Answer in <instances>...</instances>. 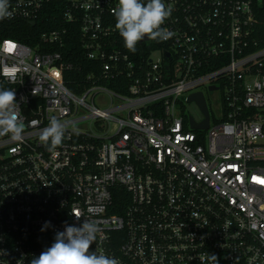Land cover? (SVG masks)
Wrapping results in <instances>:
<instances>
[{
    "label": "built area",
    "instance_id": "obj_1",
    "mask_svg": "<svg viewBox=\"0 0 264 264\" xmlns=\"http://www.w3.org/2000/svg\"><path fill=\"white\" fill-rule=\"evenodd\" d=\"M165 3L173 35L134 60L114 37L118 0H9L0 24L60 5L92 66L83 75L52 51L66 29L33 46L0 40V88L15 90L25 124L19 141L0 133V264H30L84 218L99 227L90 249L118 264H264V0ZM194 93L206 129L189 123L205 119L186 112ZM52 117L65 137L50 152L39 137Z\"/></svg>",
    "mask_w": 264,
    "mask_h": 264
},
{
    "label": "clouds",
    "instance_id": "obj_2",
    "mask_svg": "<svg viewBox=\"0 0 264 264\" xmlns=\"http://www.w3.org/2000/svg\"><path fill=\"white\" fill-rule=\"evenodd\" d=\"M171 13L172 9L165 0H118L114 9L115 27L124 46L135 52L140 41H166L173 35L163 27ZM10 16L9 0H0V20ZM24 130L15 90L0 88V133L9 134L12 139L19 141ZM64 137V125L52 117L39 139L51 152L62 144ZM52 227L51 221H45L40 230L44 232ZM98 232L97 223L87 218L79 224L65 222L64 229L55 232L52 244L39 256H33L30 264H118L115 257L90 249L97 240Z\"/></svg>",
    "mask_w": 264,
    "mask_h": 264
},
{
    "label": "trees",
    "instance_id": "obj_3",
    "mask_svg": "<svg viewBox=\"0 0 264 264\" xmlns=\"http://www.w3.org/2000/svg\"><path fill=\"white\" fill-rule=\"evenodd\" d=\"M60 5H48L42 11L39 19L36 21L34 26L29 25L27 22H11L0 24V40L2 39H15L25 45L33 46L36 40L42 32H47L51 30L66 29V47L61 49L53 48L52 51H59L64 53V56L76 65H81L83 69V75H86L89 71L88 69L92 66L89 61H86L82 52L77 44L78 41V25L66 24L61 21L60 15ZM264 12V11H263ZM113 20L116 22V18ZM261 31L264 33V13L260 20ZM117 44V48L121 49L127 54H130L134 60L139 59L141 55H145L148 52L147 46L142 44L136 46V51H129L124 46V41L120 36L119 32L114 36ZM114 90H118L111 83H105ZM70 89H73L70 87ZM112 213L120 215L125 208V200L122 196L114 197Z\"/></svg>",
    "mask_w": 264,
    "mask_h": 264
},
{
    "label": "water",
    "instance_id": "obj_4",
    "mask_svg": "<svg viewBox=\"0 0 264 264\" xmlns=\"http://www.w3.org/2000/svg\"><path fill=\"white\" fill-rule=\"evenodd\" d=\"M30 25L34 26L35 23L31 22ZM147 41H148V39L140 41V42H138V45H142ZM210 90H214V88L211 87ZM187 101L188 102L192 101V102L196 103V105L199 107V109L201 110V112L203 113V115L205 117V119L199 124H194L193 121L191 119H189V123H190L191 127L197 128V129H206L208 126V111H207V107H206L205 99H204L203 95L201 93H194L188 97Z\"/></svg>",
    "mask_w": 264,
    "mask_h": 264
},
{
    "label": "rangeland",
    "instance_id": "obj_5",
    "mask_svg": "<svg viewBox=\"0 0 264 264\" xmlns=\"http://www.w3.org/2000/svg\"><path fill=\"white\" fill-rule=\"evenodd\" d=\"M158 57H159V55L157 53H155V52L150 55V59L151 60H156ZM205 96H206L207 102L211 106V108L216 110L217 109V105H218L216 94H211L210 95V94L206 93ZM186 112H187V114L192 116L196 121L200 120V118H201V113H200L198 107L196 106V104L193 103V102L187 104Z\"/></svg>",
    "mask_w": 264,
    "mask_h": 264
}]
</instances>
